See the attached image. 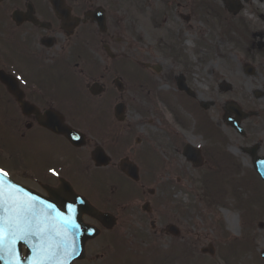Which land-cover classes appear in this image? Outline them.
I'll return each instance as SVG.
<instances>
[{
  "label": "rangeland",
  "instance_id": "rangeland-1",
  "mask_svg": "<svg viewBox=\"0 0 264 264\" xmlns=\"http://www.w3.org/2000/svg\"><path fill=\"white\" fill-rule=\"evenodd\" d=\"M202 2L209 7H202ZM231 2L241 5L235 15L221 0H121L120 8H111L120 18L121 29L115 28L114 35L120 43L112 46L109 42L113 60L101 55L95 58L110 68L107 83L112 98L101 106L103 110L99 108L105 114L99 113L95 125L91 121L98 117L93 105L97 102L79 105L82 113L78 125L100 138L108 132L122 134L127 140L125 155L139 168L143 192L154 190L153 196L147 194L151 212L144 215V201L136 196L130 201L118 197L120 192L113 186L118 176L103 170L88 175L92 194L106 190L107 203L118 200L126 211L132 210L113 234L120 243L113 264H127L130 252L142 256L145 264H152L153 247L160 250L156 261L166 264L165 252L174 245L189 259L168 264H264L259 256L264 250L262 187L234 189V183L247 176L244 165L236 174L215 181L212 187L221 189V199L209 202L203 198L200 172L204 171L189 167L171 140V135H177L182 141L202 144L199 120L205 118L221 129L226 100L244 111L259 112L252 120L264 131V0ZM258 29L261 33L255 38L253 33ZM248 66L253 68L250 75L246 73ZM117 77L124 85L121 93L112 84ZM180 78L193 92L195 103L208 105L206 110L198 105L195 108L192 101H178L181 95L174 83ZM118 102L125 105L122 125L113 119V107ZM136 139L143 144L139 146ZM138 152L146 162H154L142 164ZM129 186L123 181L125 191ZM226 212L238 217L239 230L227 227ZM169 224L178 228L177 237L165 233ZM101 243L99 239L89 245ZM209 245L214 255H202L200 249Z\"/></svg>",
  "mask_w": 264,
  "mask_h": 264
},
{
  "label": "flooded vegetation",
  "instance_id": "flooded-vegetation-1",
  "mask_svg": "<svg viewBox=\"0 0 264 264\" xmlns=\"http://www.w3.org/2000/svg\"><path fill=\"white\" fill-rule=\"evenodd\" d=\"M120 2L0 0V169L12 182L25 188L19 191L20 196L30 192L39 199H47L59 186H70L95 207L118 214L117 227L132 210L126 211L118 202L107 203L103 198L106 190L92 194L88 175L111 171L118 176L113 186L120 193L124 191L123 181H127L131 193L148 204L144 215L151 212L148 196L142 190L141 177L135 182L120 171L119 163L126 157V138L119 132H108L106 137L100 138L93 131H82L78 125V105L97 102L93 105L99 117V113H104L99 108L112 98L107 83L110 68L101 66L95 57L108 58L106 48L113 50L111 45L120 43L114 37L115 28L121 29L120 18L111 9L120 8ZM96 17L105 22L104 33L99 31ZM9 78L14 80V90L9 89ZM92 84H97L98 95L89 91ZM174 85L177 88V82ZM179 94L178 101H183L185 93L179 91ZM228 101H224L221 111L223 129L212 125L219 134L206 132L200 122L198 131L204 140L202 144L182 141L177 135H171V140L179 146L189 167L204 171L200 172L201 178L213 180L222 171L232 176L245 165L247 179L242 180L252 183L254 190L260 185L264 193V183L256 173L255 161L256 156L264 157V131L259 130L258 121L252 120L254 113L259 112L243 110L245 117L240 123L243 132H239L224 119ZM50 115L56 119H49ZM63 127L83 133L80 147L73 146L63 134L55 132ZM137 141L139 146L143 144L140 139ZM187 145L196 150L184 154ZM99 147L105 155L97 159L98 163L107 162L103 167L96 166L92 160V152ZM139 153L137 157L141 160ZM53 169L58 175L52 174L50 170ZM207 192L203 193L204 199L214 196ZM84 220L97 225L87 216ZM117 227L110 232L102 230L91 241L100 239L102 245H85V258L72 264H113L120 245H109V242ZM58 246L62 245H17L20 261L29 257L32 261L49 263L57 259ZM128 258L127 264H131Z\"/></svg>",
  "mask_w": 264,
  "mask_h": 264
},
{
  "label": "water",
  "instance_id": "water-1",
  "mask_svg": "<svg viewBox=\"0 0 264 264\" xmlns=\"http://www.w3.org/2000/svg\"><path fill=\"white\" fill-rule=\"evenodd\" d=\"M224 1L229 3L227 0H224ZM240 8L241 7L239 5H229V4L227 5V9L234 13H236ZM115 85L117 86V88L119 89L121 88V84L118 81H115ZM9 87L12 89L10 80H9ZM179 87L186 89L182 83H179ZM228 109L235 113L236 118L232 120V124L238 127L239 120L242 117L241 113L232 104L228 106ZM123 112H124V106L122 104H117L114 108L115 118L121 121L123 119ZM61 132H63L73 144H77V145L80 144L78 141L80 140V137H82L80 134L75 133V132H69L64 129L61 130ZM75 137H79V139H75ZM93 156L95 158L97 154L94 153ZM121 170L128 177L137 179V168L132 163L127 162V160H123L121 162ZM259 174L264 180V166L262 168H259ZM5 184H9V180L6 179ZM70 210H71V213L67 215L59 212L58 217L55 218V222H57L62 227L66 226L67 224L68 226H72L73 228V230L71 231L72 241L70 243V245L72 246L68 248V251L72 252L71 256L68 259L69 262L73 260L82 259L84 256L83 254H84L85 243L88 240L95 238L99 234V230L96 229L95 227L83 224L82 219H81L83 214H88L89 216L95 218L97 221H99L101 226L106 229H112L116 225V219L111 214L102 213L94 209L92 206H90L86 201H84L80 197L76 198V201L73 204V206L70 208ZM0 215L4 216L5 221L7 220L6 213H0ZM64 221H67V222H64ZM168 231L173 234H177V230L174 229L172 226L168 228ZM21 242L22 241L19 242V240H17L18 245ZM5 245H9L8 241L5 242ZM63 260H64V257H61V261L59 262V264H65Z\"/></svg>",
  "mask_w": 264,
  "mask_h": 264
},
{
  "label": "snow or ice",
  "instance_id": "snow-or-ice-1",
  "mask_svg": "<svg viewBox=\"0 0 264 264\" xmlns=\"http://www.w3.org/2000/svg\"><path fill=\"white\" fill-rule=\"evenodd\" d=\"M49 119L55 120L56 117L50 115ZM50 171L53 175H58L54 169ZM6 179L7 173L0 169V213L7 214L6 221L4 216L0 215V250H3L6 241L12 250L17 240H23L26 236L39 237L43 240L47 232L42 227L37 205H46L50 211L54 210L55 205L30 195L20 196L19 190L14 185L5 184ZM53 195L59 199L65 196L59 191Z\"/></svg>",
  "mask_w": 264,
  "mask_h": 264
},
{
  "label": "bare ground",
  "instance_id": "bare-ground-1",
  "mask_svg": "<svg viewBox=\"0 0 264 264\" xmlns=\"http://www.w3.org/2000/svg\"><path fill=\"white\" fill-rule=\"evenodd\" d=\"M264 8V7H263ZM260 33H261V31L258 29V30H256L254 33H253V36L255 37V38H257L259 35H260ZM192 40V39H191ZM191 41H188V45H191ZM209 65H210V63H209ZM208 65V66H209ZM210 67H212V66H210ZM232 79L233 80H236L237 79V77L236 76H233L232 77ZM223 83H225V82H221V84H223ZM257 90V89H256ZM225 220H226V223H227V227L229 228V229H231V228H236L237 230H239V225H238V217L236 216V215H232V216H229L228 215V213L226 212L225 213Z\"/></svg>",
  "mask_w": 264,
  "mask_h": 264
}]
</instances>
